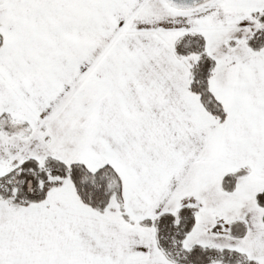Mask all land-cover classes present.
Instances as JSON below:
<instances>
[{
	"label": "snow or ice",
	"instance_id": "obj_1",
	"mask_svg": "<svg viewBox=\"0 0 264 264\" xmlns=\"http://www.w3.org/2000/svg\"><path fill=\"white\" fill-rule=\"evenodd\" d=\"M0 264H264V0H0Z\"/></svg>",
	"mask_w": 264,
	"mask_h": 264
}]
</instances>
